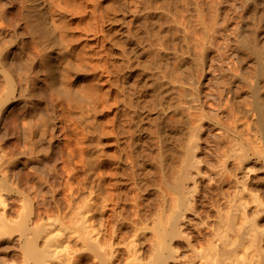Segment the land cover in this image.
Instances as JSON below:
<instances>
[{
    "label": "rangeland",
    "instance_id": "rangeland-1",
    "mask_svg": "<svg viewBox=\"0 0 264 264\" xmlns=\"http://www.w3.org/2000/svg\"><path fill=\"white\" fill-rule=\"evenodd\" d=\"M132 1L134 2L135 0H78L77 2H78L79 6L76 9L77 13L74 14L73 16H71L72 20L70 22L72 31H74L75 36L80 37L79 42H81V43L79 44V46H80L81 50H79V54H80V60L79 61H82L81 62L82 64L80 63L82 66L79 64V65H77V66H79V69H78V67H76V68H74L75 71H72V73L73 72L74 73L73 74L71 73L72 76H70L71 79L69 82V86L72 87V89L77 90V91L81 90V91L88 92L87 98L91 94V97H90L91 99L89 98L90 100L88 99V101H86L85 103H86V106L88 107V110H87L88 113L91 114V117L94 120H96V122L98 124V128H99L97 131L98 134L95 131V133H96V135H98V139H99L98 144H96V147L99 145V147H97V149L102 150L101 160L102 161L106 160L105 163L101 164L102 166H100V167L98 166L99 170L97 168L96 171L93 172L94 176H97L100 171H103L106 169L110 170V168H112V167L114 169V165H115L114 162H116L117 160H120V163H121L120 165L123 166L122 168L125 169V170H123V171H125V174H124V176H121V179L126 181V184H124V187H126V190L124 187H123L124 189L122 188L124 190L123 194L125 193L124 196L122 197V199H124V201H122L121 208L120 207L119 208L121 209V214L124 216H127L128 223L130 221H132V222L129 223L131 225L127 224L129 226L128 227L126 226V228H124V229H128V231H126L127 233L124 234V240L126 239L127 243H131V241L135 239V236H133V234H134L133 230H135V229H133V228H135V227L137 228L139 226L138 225V219H137L138 215H135V214H137L139 206H141V208H143V210L146 211L148 217L144 221L145 223L141 222L142 225L139 222L141 227L144 225L143 226L144 231L142 232L143 235L141 233V236H139V237L141 238L143 236L144 241H146V242H142L143 244H141L142 248H141V251L139 254H140V258L142 259V261H140L138 264H150L149 263L150 261L148 262V260H150L152 257H155L154 256L155 253L152 254V249L154 248V247L152 248V246L155 245L156 241L160 237L159 236L157 238V234L155 231H153L152 228L153 227L156 229L160 228L166 223V221H165L166 216L164 215V213L162 211V192H163L162 189L166 186L165 177L163 175V173H164L163 170H166L167 166L166 165L164 166L163 161L160 160V162H159V159H158L159 155L157 157V154H156V153H158L157 150H160V148H161V143H159L160 139L158 142V137L160 136V134L158 132L161 130L158 127V126H160L159 124H160V120H161L159 117L161 115L162 110L166 106L168 107V109L165 110L167 112L170 110L172 111V109H174L175 107H178V105H179V103L177 102L178 100L176 101V99L178 97H176L175 95L179 91V90L177 91V89L181 90L182 89L181 87H183V88H186V92L190 93L189 96L193 95V97L191 96L192 98L188 97L189 100L190 99L192 100L194 98L195 101L196 100L198 101L197 102L198 105L194 106L192 109L191 108L190 109L194 110L195 108L197 109V107H199L198 109H200V111L202 110L201 113L204 112V113H202V115L204 114V116H203V118H202V116H200L201 120L199 119V121H197V122H196V120H198V119H196V118H195L196 120L195 119L192 120L189 118H188L189 120H187V119L185 120L186 117L184 116L185 118L183 117L184 119H182L183 121H182L181 127L184 131H185V128L187 127L188 123L191 124L190 120L193 123L195 121L196 124L195 123L194 124L196 126L198 125L199 122L201 123V124L199 123V126L195 127V130L193 132H192V130L194 128V124L193 125L191 124V128L193 127L191 129V133H194L193 136L195 138V141H192L193 136L191 137L192 134L189 135L190 131L188 132L186 130L188 137L189 136L191 137V138L189 137L190 138L189 140L192 139L191 141H189V140L186 141L187 146L192 147L193 145L195 146V144H197L196 145L197 147L195 146L196 151H195L194 146H193L194 148L192 147L194 150L190 147H189V149L191 151H193V152L190 151L192 154H194V152H195V155H193V156H195L198 159V162L196 164L192 165L193 164L192 162L197 160V159H195L194 161H192L193 160L192 159L191 160L192 162L190 161V163H192V164L187 163V164L192 165V166L186 165V166H188L187 169L185 166V168H184V169H186V170H184L185 174L182 171V173L184 174V177L182 178V183L184 185L183 189L186 191V193L184 192L185 193L184 194L185 195L184 200H186L187 202L184 201L185 205H183L181 207V209H183V212H182V215L179 216L178 223L176 225V231L177 232L174 233L175 235H173V237L171 236V239L169 237V239L171 240V241L170 240L169 241L171 242V244L173 246L171 244L170 245L172 246V248L175 247L174 251L175 250L176 251L174 253L172 250H170L172 253L169 254L170 258L168 257L169 260H167V263L168 264H190L196 256L199 257V254L201 256L200 252H202L201 251L202 249H204V248H207V250H209L210 248L212 249L213 245L216 247H213L212 254H214V256L211 255V257H215V253L217 251H220V248H222L221 247L222 245H226V246L228 245V247L223 246L226 249H230V246H231V250H230L231 254L229 251V254L231 256H232V251L235 250L234 247H238L237 249H239V251H237V250L233 251V257H236V258H233V257L232 258L235 260L238 258L239 254L243 252L244 246H245V248L250 246L247 243H249L248 241H250L251 238H249V240H248V238H246L248 236L247 233H246L245 238H243V239L240 238V236L243 235L242 234L243 230H244V232H246V231L250 232V230H252V229L254 230L255 227H256L257 231L254 230L255 231L254 232L252 230L250 232L251 233L250 235L252 237V233L254 232L253 236L256 237V236H258V233H259V238L257 237L256 239H254L255 237L254 238L252 237V239L254 240V241L253 240L252 241L256 242L257 240H259L258 241L259 244H258V242L251 243V245H253L251 247L256 246L255 248H257L256 244H258V247L260 246V249H258V252L263 251V253H264V80H263L264 77L258 78L257 74L255 75V73L258 71L257 70L258 60L256 57H259L258 55L261 54L262 58H260L259 60L263 59V61H264V1L263 0H257V2H256L257 4H256L254 2L256 0H254V1L249 0V2L245 1V0H221V2L219 4L218 15L215 18V23L213 24L214 26H212L213 29L211 28L212 29L211 33H210L211 36H209L208 39L206 38L205 49L203 50L204 52L202 54L203 62L201 63L204 65V67H202V65H199L200 62H199L198 58H196L195 60H192L193 62L195 61L194 65L192 64V62L188 61V63L190 62V65H191L190 68H192L190 70L191 72L188 70L187 74L186 75L181 74L182 76L180 75V73H178L179 74L178 76H181V78L186 76V80L183 82L184 79L180 80L181 78H179L177 76L179 78V81H178V83L180 84L179 85L178 83H175V82H177L178 78L175 77L174 79L177 78L175 81L173 79V76L172 77L170 76V78H169L170 85L172 84L173 81H175L174 82L175 84L173 83L171 85V86H173V89H171V90L174 91V89H176L175 90L176 92L174 91L175 92L174 93L173 91L169 90V93H170L169 95L168 94L165 95V98L161 96L163 99L158 98V96L160 97V95H157L159 92L156 89V86H154L156 84V82L154 80V79H156V76L154 77V75L159 73V72H157V70L160 67L157 66L158 68H156L157 64L154 63V60L152 58L153 54H150L151 51L150 52L148 51V49L151 46H150V44H149V46H147V45H148V43H151V41H145V39L149 40V37L146 35L147 33H145V32H147L149 30V28L154 23L156 24V22L149 24V20L153 19L152 20V22H153L154 18L156 19V17L155 16L153 18L150 17V19L147 20L148 22H144V24H143V22L140 19L138 20L139 17L136 18V16H134V14L136 15V13H138L139 8L146 9L147 7L145 5H147L146 3H148V2H146L147 0H140V1L145 2V5H144V2L141 3L139 0L135 1L138 3V4L136 3V6H138V7H136L135 4L133 6ZM124 2H126V4H124ZM122 3L125 5V7L123 5L121 6ZM127 3H128V6H127ZM110 5L112 6L111 7L112 9L109 7ZM114 5H116V7L118 6L117 9L113 7ZM141 6H143V7L145 6L146 8H143ZM127 7H130V8L127 9ZM131 7H133V8L135 7L134 10H136V8H137L138 11L136 10L134 12V10ZM254 7H255V9H254ZM118 8H121V10H124V11L118 12L117 11ZM125 8H126V10H125ZM131 9L133 10V12ZM141 9H140V11H141ZM111 11L115 14V15L113 14L114 17L117 16V17H115V19H117L118 17L123 18L122 21L120 18L117 19L116 21L119 20L118 21L119 23L115 22L114 26H116V29H118V27H120L119 30L122 31L121 34L123 33V35L125 37V39H124L123 35H121V34L118 36L123 41L122 44L124 46V49L127 51V53L129 52L128 54H129L130 59H129L128 55L125 54L126 51L123 52L122 49H120L119 52H117L118 54L121 53V55L119 54L120 56L118 54H116L117 49L115 50V48H118V46L114 47L112 45L113 43L111 44L112 41H110V40H111V38H113V36L115 34L113 32H111V29H110V26L113 24L110 23V21H108L106 19V14H108ZM157 11H162V9H159ZM121 12H122V15H120ZM143 12H144V10H143ZM153 14H155V12ZM141 15H144V14H141ZM93 18H95V20H97L98 24H99L98 31L96 29L97 33H95L94 30L90 31V28L88 27V26H90L89 25L90 23H93L92 26H94V24L97 22V21L94 22V20H92ZM142 18L144 19L145 17H142ZM242 18H244V19L246 18L245 19V21L247 20L246 24H245L246 26L245 25L242 26V23H240V22H242ZM90 20L92 22H90ZM137 20H138L139 24L137 23L138 24L137 25L135 23L137 26L135 25V27H134V22H137ZM120 21L123 23V25H119L121 23ZM144 21H146V19H144ZM140 22H142L143 26L140 24ZM145 23L148 24L147 25L148 27L146 26ZM239 24L242 27H240ZM107 25H109V26H107ZM101 26L103 28L102 29L103 31L100 30ZM138 26H140V27H138ZM144 26H146V27H144ZM166 26L167 25L163 26L164 29L163 28H162L163 30L161 29L162 30L161 33L163 31L165 33V27ZM244 26H245V28H243ZM129 27L131 30H129ZM131 27L134 29L132 30ZM237 27H239V29H241V30L244 29V31L242 32L243 33L242 36L244 35V37H245L244 39L246 40L247 45L250 46V47L247 46L246 48L243 49L244 51L241 52V54H243L241 56H243V58H244L242 68L244 69L245 75L247 76V78H249V80L244 82L245 84L243 83L244 86L241 84L242 85L241 87H240V82H239V84L237 83L238 87L240 89L237 88V86L235 85L233 87V88H235V90H234L235 94H234V91H233V93L232 92L229 93L228 89H226L225 86L226 87L228 86L227 77H229V75H230L229 71L231 73L233 71L235 72V70H234L235 67L237 68V71H241V69L237 67L239 65V63H238V61H236L237 56L235 54H237V53L235 52L236 50H234V48L236 49L237 46L240 45L238 40L235 39L236 38L235 34H237V31L239 30V29H237ZM106 28H107V30H106ZM136 28L139 29L140 31L137 30ZM143 28L144 29L146 28V31L144 30L145 32H142ZM134 30L138 31L139 33L135 32ZM130 31H132V32H130ZM107 32L111 33L110 34L111 36ZM164 33H162L163 35L161 34V36L166 41L167 40V34H164ZM180 33L181 32H177V35L179 34V36H180L181 35ZM135 34L136 35L138 34L139 41L141 39L142 42L138 41V37L135 36ZM169 34H172V32ZM129 35L131 36V38ZM139 35H141V37ZM175 35H174V37L172 35L171 36L178 40L177 44H175V45H178L181 42L178 39L179 36L176 35V37H175ZM142 37H146V38H142ZM168 37H170V35ZM109 38H110V40H109ZM163 38L161 39V41H164ZM133 39L135 41L137 39V41L139 43L137 42V44H136L135 41H133ZM142 39L146 42V44H145V42H143ZM141 43H142V45H141ZM236 43H238V44H236ZM139 44L141 46H145V48H147V47L148 48L144 50V49H142L143 47H141ZM181 44H179V46ZM111 45L113 46L112 48H111ZM131 45H134V46L132 47ZM136 45L138 47L137 49L134 48ZM183 45L184 44H182V46ZM235 45H237V46H235ZM17 46H19V45H17ZM120 48H122V47H120ZM181 48H182L183 52H179V53L180 54L182 53V55L185 56V54H187V51L184 52V50L186 49L185 46H184L185 49L181 46L180 47L176 46V48H174V49L171 48L168 50H166V48L165 49L162 48L163 50H161V51H162V53H166V54L170 55L169 61L172 63L173 61H171V59L174 56H176V55H173V53L179 54L178 51H181ZM251 48L252 49L256 48L259 51L256 52L255 49L252 50ZM14 49H15L14 51L16 53L18 51L19 52L21 51V49H17V50H16V48H14ZM139 49L140 50L142 49V51L140 52ZM175 50H177V51H175ZM163 51H165V52H163ZM15 52L10 54V56L11 55L13 56V57L11 56L12 58H15V56L17 55ZM27 52H28V50H27ZM138 52H139V54H138V56H136L137 55L136 53H138ZM259 52H260V54H258ZM34 53L35 52H33L32 54H34ZM122 53H124V54H122ZM130 53H132L133 55L135 53V56H136V57L135 56L132 57V60H131L132 54L130 55ZM171 53H172V55H171ZM14 54H16V55H14ZM29 54H30V52H29ZM32 54L28 56L29 58L27 57L28 59H26V57H24V53H22V52L20 53V56L26 62V60H29L30 58L33 59ZM144 54H145V56H144ZM125 55H127V56H125ZM150 55H152V56H150ZM18 56L19 55H17V57ZM25 56H27V54H25ZM187 56H188V54H187ZM125 57H126L127 61L129 60L128 62L131 64V66L130 65L127 66V64L125 62L126 61ZM147 57H149V58H147ZM12 58H10L11 61H12ZM18 58L20 60H22L20 57H18ZM83 58L86 60V63H85V61H83ZM121 58H123V59H121ZM136 58H138V59H136ZM139 59H141V60L136 61ZM147 59H149V60H147ZM22 62H24V61L22 60ZM27 63H28L27 65L29 67H30L29 63L30 64L32 63V65H31L32 67H30L31 69L28 66H26L28 71L29 70L32 71V69H35V68H38L37 69L38 71H36V69H35L32 72L31 71L27 72L26 68L25 69H24V67L21 68V66L18 68L17 67L18 65L17 66L14 65V69L15 68L16 69L15 70L13 69V70L15 72L19 69H20L19 71H22V70L26 71V72L23 71L26 74V79H23L22 81L17 80L18 84L22 87H26L28 85L27 81L30 79V76L28 75V73L31 74L32 79L35 77L34 87L36 88V90L34 91L35 93L34 92L31 93L32 95H30V93H28L29 95L22 96V99L18 96L15 98V100L10 99L9 102L6 103V107L4 108V110L1 111L2 117H0L1 118L0 119V138H1L0 139V145L2 144V146H0V149H2L3 147H4V149L0 150V154L5 155V153H6L7 156L9 154L8 157L5 155L6 157L4 160H3L4 156H2V161L6 162V163H8L9 159H11V158L17 157L19 160L21 159L22 161L20 160V163L17 165L16 170H18V168L20 166L21 167L24 166L21 168V170L22 169L24 170V171L22 170L23 173L28 172L30 169L33 170L31 166H33L34 164H37V165L39 164L38 162H32L29 159V157L32 155V152H31V147H27V146L28 145L30 146L33 141H31L32 138L29 139L31 142L25 141L26 137L23 138L24 134L22 135V133H21V132H25V131L23 130V127L20 128V126H25L24 128H26V126L28 124L30 125L32 123V121H28L29 123H27V120H29L30 118L33 120L36 119V122H40L43 117H50V116H46V115L51 114V116H52L53 111H54V113H57V115L52 120H54V124H56V126H58V127H54V129L52 131V132H54L53 138L50 137V136H52L51 134L48 135V138L49 137L50 138H49V141L45 144L48 145V143H49L50 147H51L50 149L53 148V150L55 152V159H56V160L55 159L47 160L46 161L47 165L49 167H52V166L56 167L57 166L58 168H59V166H61L59 169L62 171L64 170V172H62V171L59 172L60 175L58 176V178L57 177L53 178L54 181H53V179L50 178V180L53 181V182L50 181L52 186L54 185V182L56 181L57 183H55V186H57V187L59 186V189L57 187L53 186V189L51 190L53 193L49 192V194L52 195L53 197L50 196L49 194H47V196H48L47 197L45 194L44 197H43V195H41L43 197V198H41V197H39L40 194L38 192H37V194H39V195L36 196V192L34 193L33 191L30 193L31 195L33 193V195L32 196L30 195V196L35 199L34 200V203H35L34 207L36 210H44L43 204L45 201L42 199L47 198L46 202H49L50 201L49 199H52L54 197H56L58 199L59 198L62 199V200H60L62 203V208L65 209V205H66L67 201H63V199L65 198V195H62V194H65L66 188H63V187H65L64 183L66 182V178L70 177L71 180L75 181L77 177H79L80 180L83 179L82 177H84V176H82L83 172H84L82 169L83 167H82L81 163L78 161L79 156L77 155L78 157L76 156V158H74L75 156L73 157V155H76L75 153H77L79 147L88 146L89 142L87 141V139H85L84 140L85 142H84L83 136H82V138H80V136L78 135V134H80L79 132H81L83 134V131L82 130L80 131V129L82 127L80 129L78 128V127H80L78 123L76 125L75 124L76 122H73L71 119H69L70 121L69 120L63 121L62 119H60V117H62V115L59 116L58 114L59 113L62 114L61 110H63V109L65 110V113L68 114L67 108L62 107L63 105L60 103V101H59L60 99H58V98L55 99L56 96L52 95L51 94L52 92L48 91V88L45 84V81L43 80V77L45 74L44 69L40 65L38 67L37 64H33V62L28 61ZM141 63H143V65L144 64L145 65L144 66L141 65ZM196 63L199 66H201V70L203 71V73L201 75L202 78L200 79L201 82L199 81V82L194 83V82H191L192 78L189 77L190 76L189 72L190 73L193 72L196 75L197 73H199L201 71L200 69H199L200 71L196 70V68L198 69V67H197L198 65ZM34 65H35V68L33 67ZM170 65H172V64H170ZM192 65H193L194 69H193ZM76 69H78V71ZM232 69H233V71H232ZM184 70L187 71V69H184ZM184 70H182L184 72V73L182 72L183 74H185V72H186ZM154 71L156 72V74H153ZM170 71L173 72V65L170 68V70H168V72L171 73V75H172V72H170ZM253 75H255V76L253 77ZM187 77L191 78V79H188ZM171 78L173 79V81L171 80ZM250 78H252V80ZM187 79H188V81H187ZM255 79L261 80V81L257 80L258 85L256 84L257 81ZM254 80H255V83H253ZM180 81H182V82H180ZM250 81H253V82H250ZM188 82H190V83H188ZM225 83H226V85H225ZM30 84L33 85V81ZM125 84H127L128 86ZM252 84H253L254 88L256 87V85H257L256 88H258V90L255 89L257 91L256 97H253L255 95L254 93L256 91L254 90ZM247 85H248V88H247ZM125 86H127V87H125ZM177 86H178V88H177ZM189 86H191V87H189ZM192 86L195 87V90ZM196 87H197V91H196ZM249 87H250V89H249ZM132 88H134L135 90L137 89V91H138L137 94L139 96L137 95V97L141 98V102H139V103H141V106L143 107L142 108L140 106V108H141V111H144V115H145V119L142 120L140 122V124L138 125L140 129L137 130L138 132L136 131L137 134L140 132V134H138V135L141 136L140 137L137 135L138 138H141V140L138 139V141H140V143L137 145H135V143H133V144L131 143V140H132L131 138L134 137V135L136 136L134 131L136 130L135 126H137L133 123L134 122L133 117L131 119L133 107L131 106V104H129V103H131V102H129V100H131L132 97H133L132 99H135L134 97L136 95V93H134ZM189 88H190V90H189ZM191 88L193 89L194 93L192 92ZM129 89L132 90L133 92H131V93H134V94L130 93L128 96V100H127V95L130 92ZM126 90L127 91L129 90L128 93L126 92ZM236 91H237V93H236ZM76 93H78V92H76ZM130 95H131V97H130ZM52 96H55V97H52ZM168 96L169 97L171 96L170 98H172V96L173 97L175 96L174 97L175 100H173V102H171L172 99H174V98L170 99ZM196 96L198 98H196ZM255 98H257L258 102L256 101ZM166 99H169V101ZM165 100L168 101L170 105L168 104V102L166 103ZM184 100H186L185 97H184ZM254 100L257 102V104H261L259 106L257 105V107H259L258 108L259 110L256 107V103L254 104ZM136 101L137 100L135 99V103H136ZM249 101H250V103H248ZM161 102L162 103L165 102V103L161 104ZM175 102H177L178 105L175 104ZM173 103L175 104V106H173ZM194 104H196V103L194 102ZM161 105L162 106L164 105V107H161ZM246 105H248V107ZM60 106L62 107V109ZM171 107H172V109H171ZM248 108L250 109V112L252 110L253 111H252V113H249L248 116H246L247 113H244V110L246 112V109H248ZM242 112H243V114H242ZM17 116L20 117L22 121L19 120L20 118L17 119ZM31 116H33V117H31ZM39 116L42 117L40 119V121H39V119H37V117H39ZM243 116H246L247 118L246 117L245 118L248 119V121ZM251 116H253V117L250 118ZM14 117H16L15 118L16 122H14ZM28 117H29V119H28ZM235 117H237V118H235ZM22 118H25V119H22ZM234 118L237 120H235ZM255 119L257 120V122ZM249 120H250V122H249ZM184 121H186L187 123ZM252 121L255 123H253ZM223 122H225V124ZM226 122L228 124H226ZM231 122H234V123H232L233 125L231 124ZM246 122H248V125L246 124ZM20 123H22V124H20ZM157 123H159V124H157ZM183 123H185V124H183ZM250 123L251 124L253 123V124L250 125ZM15 124H16V126L18 125V127H16V130L18 128H20L22 130L21 131L20 129H18L19 132L21 131L20 133L14 132V130H15L14 125ZM19 124H20V126H19ZM25 124H27V125H25ZM171 124L173 125L174 123H171ZM229 124H231L232 127L229 126ZM225 125L227 127H230V129L234 128V126H235L234 131L230 130V132H229V129L227 127H225ZM184 126H185V128H184ZM189 126H188V128H189ZM188 128H186V129H188ZM224 128H226L225 131H224ZM156 129H158L159 131ZM55 130H56V132H55ZM61 130H62V133H61ZM235 130L236 131L238 130V131L235 132ZM162 131H165V133L164 132L162 133V134H164V137L165 136H166V138L169 137V132H167L166 128L163 127ZM226 131H228L229 133ZM232 132L233 133L235 132V134H233ZM156 133L159 136L156 135ZM166 133H168V134L166 135ZM195 133H196V136H195ZM238 134H240V135H238ZM16 135H18V136H16ZM184 135H185L184 137L186 139H188V137H186V133ZM230 135L231 136L233 135V137H230ZM38 136L39 135H36L35 137L37 138ZM155 136H157V137H155ZM21 137H22V139H21ZM76 137H79L80 139L76 138ZM56 138H58V139H56ZM234 138L237 139L236 140L237 142H239V144L236 143L235 147H233V144H231V143H235L236 141L235 142L234 141L229 142L231 139L234 140ZM23 139H25V140H23ZM77 139L81 140V141H77ZM50 140L53 141V143ZM67 140H69V141H67ZM75 140L77 141L76 143H78V145H74ZM22 141L27 142V143H25L26 148L24 147V145H23L24 142H22ZM64 141H67V142H64ZM82 141H83V143H81ZM138 141H136V142H138ZM172 141H173V139H171V140L169 139V141H168L169 145L171 146V144L175 143L174 145L177 146L176 142L173 141L174 142L173 143ZM227 141L229 143L228 147L226 146ZM68 142L70 143V145L72 147L75 146L74 148L76 150L74 148L70 147L69 145H67V146H69V148L66 145H64V144H69ZM188 142L192 143V145L191 144L189 145ZM51 143H52V145H51ZM79 143H81V144L87 143V145H81ZM166 143H167V141H166ZM16 144H18V146ZM45 144H44V146H46ZM53 145H55V146L53 147ZM134 145H135V147H134ZM231 145H232V147H231ZM237 145L239 147L238 148L239 151H237ZM76 146H78V147H76ZM10 147H11V149L13 147V151H11ZM18 147H19V149H18ZM172 147H174V146H172ZM15 148L18 149L17 152H16ZM28 148H30V149L28 150ZM70 148H71V150H69ZM134 148H136L137 151L139 148V151H138L139 152L138 153L139 162H138V164L136 163L137 162L136 158L138 160V156H137L136 150ZM227 148H230V149L232 148V149L228 150ZM5 149L8 150V152L9 151H11V152L8 153ZM58 149H60V150H58ZM226 149H227V151H229L228 153L226 152ZM4 150H5V152L1 153V151H4ZM60 151L61 152L63 151V152L60 153ZM69 151H71V152L76 151L74 154H72L73 158L70 157L71 152H69ZM133 151H135V152H133ZM20 152H22V153L20 154ZM28 152H29V154L31 153V155H28ZM46 152L47 151H43L41 153L44 155V153H46ZM41 153H37V154L40 155ZM67 153H68V156L66 155ZM12 154L13 155L17 154V155L13 156ZM224 154H225V156H224ZM226 154H228V156ZM231 154H234V156ZM235 154H237L238 156H235ZM22 155H23V157H22ZM240 155L243 158H241ZM10 156H12V157H10ZM27 156H29V157H27ZM68 157H70L72 160L69 159ZM105 157L110 159L111 163L109 162V160L107 158L105 159ZM118 157H120V158H118ZM191 158H193V157L191 156ZM107 160H108V162H107ZM76 161H78V163H76ZM55 162H56V164H55ZM6 163L3 165L5 170L7 168V166H5V165H7ZM25 164H26V166H25ZM34 166H36V165H34ZM39 166H40V164H39ZM163 166L165 169L163 168ZM40 167H44V166L41 165ZM73 167H75L76 172H74L71 175H68V170L73 168ZM4 168H3V170H4ZM63 168H65V169H63ZM135 170L138 172V178L137 179L135 178V172H134ZM96 173H97V175H96ZM61 174L64 177L61 176ZM183 174H182V176H183ZM77 175H79V176H77ZM60 176H61V180L59 179ZM219 177H222V178L225 177V179H223L224 181L222 180V178H220V180H219ZM57 179L60 182L57 181ZM116 179L117 178L114 175H112V177L111 176L109 177V175L106 176V183L110 184L112 182V189L113 190L110 189L112 192H116V189H114V188H116V186L114 185L117 182ZM113 181H115V182H113ZM219 181L221 183L222 182L223 183L221 184ZM30 184H32L31 181H30ZM220 184L224 188L225 191L222 190L223 188L221 189ZM52 186L50 185V187H52ZM242 187H244L246 191L244 190V188L242 189ZM54 188H55V191H53ZM60 188H61V190H60ZM240 189H242L243 191H240ZM56 190H58V191L56 192ZM219 190L222 193L219 192ZM62 191H64V192H62ZM239 191L242 193L245 191V193H243L244 195L242 194L243 195L242 196ZM54 192L56 195L54 194ZM236 193H238V194H236ZM221 194H223V196L224 195L228 196V197H226V199L228 198L227 199L228 201L226 200V202H225V198L223 196H221ZM250 194L253 195L252 198H251ZM217 195H218L219 201L216 198ZM245 195H246V198H247V195L250 198L248 197L249 200H248V198L247 199L243 198L244 200L242 201V197H245ZM57 196H59V197H57ZM61 196H63V197H61ZM237 196H240V197H237ZM11 197L13 198L14 196L13 195L8 196V198H9L8 200L13 201L16 199L15 200L16 204L14 205V207L18 211H20L22 209V199H18V198L12 199ZM222 197L224 198V200H222L223 199ZM229 197H230V199L233 198L234 201H232L233 199L230 201ZM234 197H237L236 200H239L238 198H241V199L239 201H236ZM140 198L142 199V202L139 201ZM220 199L222 202H220ZM62 201L65 204H63ZM215 201H216V203H215ZM217 201H218V204H217ZM235 201H236V203H235L236 205H237V202H238V204L240 203L239 205H242L241 203L245 202V201L248 203V205L245 203L246 206L243 204V208H241V209H240V207H238L242 212L244 210L246 211V209H247V211H246L247 214H244V212L242 214H240L241 211L236 210L238 208L236 207V205L234 206L233 202H235ZM108 202L110 204L109 207L110 208L113 207L114 210H112V209L108 210L106 212L107 214L105 213V215H101V212H99L98 216H102V217L104 216V218H107L106 216L110 215V218H111V215L115 212V208H117V204H115V200H113V199H112V202L107 201V203ZM40 203H42V206ZM219 203L221 204V206L217 207L218 205H220ZM239 205H237V206H239ZM40 206L43 208H41ZM244 207H247V208L244 209ZM236 212L238 213V215L236 214ZM232 213L234 216L233 215L231 216ZM240 215H241L240 218L243 217L242 220L240 219L241 221L238 220ZM248 215H250L251 220H250V218H248V219L251 222L253 221L252 225L254 227H252V225H249V220H247L248 221L247 223H244V222H246V220H243V219H247ZM14 216L16 217V214H14ZM135 216H137V217H135ZM112 217L113 218L115 217L114 214L112 215ZM224 217H225V219H224ZM108 218H109V216H108ZM113 218H111V219H113ZM226 218L228 219V221L230 220V218H232L233 221L235 220L234 223H237V221H238V223H237L238 225H235V224L233 225V222L231 220H230L231 223H230V221H229V223L225 222ZM136 219H137V221H135ZM223 219H224V222H223ZM236 219H237V221H236ZM242 221H244V222H242ZM135 222L137 223V225H135L136 224ZM239 222H242V223H239ZM214 223H217V224H214ZM220 224H222V226ZM215 225L216 226L220 225L219 227L221 229L219 227H215ZM225 225H227V228L223 227ZM241 225L242 226L244 225L245 229L247 227L248 230L245 231L244 227L242 228ZM96 226H97V224H96ZM228 226L231 227V228L229 227L231 230L228 228ZM235 226L240 227V230L238 229L239 233L242 230V232L239 235H238V232H237V229ZM248 227H252V228H248ZM216 228H219V230L218 229L215 230ZM220 230L222 231V234H223L222 236L220 235L221 234ZM218 231H220L219 232L220 234L218 233L219 235L216 234V232H218ZM220 236H221V238H220ZM145 238L147 240H145ZM233 239H234V241H236V239H237V243L236 242H235L236 244L233 243V245L234 244L235 245L232 248L233 245L229 246V243L231 244V241H233ZM239 239H241V241ZM225 242H227V244ZM222 243H224V244H222ZM242 243H243V247H242ZM246 244H247V246H246ZM217 246H218V248H217ZM156 248L157 247H155L153 249V251H155ZM194 249L197 252H195ZM197 249H199V250H197ZM167 251H166V253H167ZM170 251H168V252H170ZM194 252L197 253L196 256H195ZM203 252H205V251H203ZM208 252L209 251H207V253ZM238 252H240V253H238ZM173 253H174V255H173ZM207 253L205 252V256ZM217 253H219V252H217ZM192 255L195 257L192 258L193 257ZM223 255H222V253L216 254V256H217L216 259H218V260H216L214 258L213 259L216 261H219V258H220V260H222V258H224V256H225V255L224 256ZM202 256H204V253ZM207 256L210 257V254L208 253ZM231 256H229V257H231ZM187 257H188V259H187ZM198 257L193 260V264L195 262L198 264H200V263L203 264L204 261L208 263L210 261V258H211V257L210 258L208 257L209 258L208 259L207 257H205V259L207 258L209 260V261L208 260L206 261L205 259L203 260V257H202V261H199V259L201 260V258L200 257L198 258ZM227 257H225L226 259L224 258V260H226L225 262H227L226 264H229V263L231 264V262L233 260L231 261V259H229V257L228 258ZM184 258H185V260H184ZM228 259H229V261H228ZM214 260H211V261L214 262ZM211 261L209 263H211ZM216 261H215V264H217ZM223 261H221V262L224 263ZM236 261H234V262H236ZM262 264H264V261L262 262Z\"/></svg>",
    "mask_w": 264,
    "mask_h": 264
},
{
    "label": "bare ground",
    "instance_id": "bare-ground-1",
    "mask_svg": "<svg viewBox=\"0 0 264 264\" xmlns=\"http://www.w3.org/2000/svg\"><path fill=\"white\" fill-rule=\"evenodd\" d=\"M77 1L78 0H0V117H2L1 111L4 110V108L6 107V103L9 102L10 99L15 100V98L17 96L22 99V96L29 95L28 93H30V95H32L31 93H33L36 90V88L34 87L35 77L32 79L30 73H28V75L30 76V79L33 81V85L30 84V83H32V81L28 77L27 78L29 80L27 79L28 85L26 87L20 86L17 82V80L22 81L23 79H26L25 72L31 71V70L28 71L26 68V66H28L27 62L30 61V62H33V64H37L38 67L40 65L44 69L45 74H44L43 80L45 81V84L48 88V91L52 92L51 94L56 96L55 99H57V98L60 99L59 101L63 105V106L61 105L62 107L67 108L68 114L65 113L64 109L61 110L62 114L61 113L58 114L59 116L62 115V117H60V119H62L63 121H67V120L71 119L73 122H76L75 123L76 125L78 123L80 126L78 128L80 129L82 127L80 129V131L81 130L83 131V134L81 132H79L80 134H78V135L80 136V138H82V136H83V138H84L83 141L85 139H87V141L89 142L88 146H81V145H87L88 142L85 144H81V143H83V141L81 143H79V144H81L80 145L81 147H79L77 153H75L76 151H74V152L72 151L73 153L71 151H69V152H71L70 157H72V154H74V153L76 154V155H73V157L75 156L74 158H76L77 155L79 156V157L78 156L77 157H78V161L81 163V165L83 167L82 169L84 172H83L82 176H84V177H82L83 178V179H81L82 181L79 179V177H77V178L75 177L76 178L75 181L71 180L70 177L66 178V182H65L66 184L64 183L65 187H63V188H66V190H65V194H62V195H65V198H66V199L64 198L63 201H67V203L65 205V209L62 208V203L60 201L62 199H60V198L58 199V198L54 197L52 199L48 198L50 200L49 202H46L47 198L42 199L45 201V202L43 201L44 202V204H43L44 208L41 207L42 203H40L41 204L40 207L43 208L44 210H36L34 207L35 206L34 205L35 199L33 197H31L33 195V193H32V195L30 193L32 191L34 193L36 192V196L40 194L39 197H41V198H43L45 194L47 196V194H49V192L50 193L52 192L51 190L53 189V186H55V183H57L55 181L54 185L52 186L51 182L54 181L53 178H56V177L58 178V176L60 175L59 172L62 171L59 169L61 166H59V168L56 165H55L56 167H53V166L49 167L46 163L47 160L55 159V152H54L53 148L50 149L51 148L50 144L48 143V145H46L45 143H47L49 141L50 137L53 138L54 132H52V131H53L54 127H58V126H56V124H54V120H52L57 115V113H54V111H53L52 116H51V114L46 115V116H50V117H43V118L40 116L37 117V119H39V121L42 118V120L40 122H36V119L33 120L31 118L29 119V117H28L29 120H27V123H29L28 121H32V123L30 125L25 124V125H27L26 126L27 129L24 128L25 126H20V124H22L23 122L19 124L20 128L23 127V130L25 131V132H21L22 130L20 128H18L21 130L20 132L22 133V135L24 134L23 138L26 137V140L25 139H23V140L29 141V142L33 141L30 146L29 145L27 146V147H31L32 155H31V153L29 154L30 151L28 152V155H31L32 157L31 156L30 157L27 156V157H29L30 161L38 162L40 164V166L43 165L44 167H40L39 164L38 165L34 164L36 166H34L32 164L34 166V167L31 166L33 170L30 169L28 172L23 173L22 172L23 169L21 170V168L24 166H22V167L20 166L18 168V170H16V167L20 163L21 159L19 160L17 157L11 158V159H9L8 163H6V162L2 161V156H4V158H3V160H4L5 157L7 156V154L5 153L6 156L4 154L3 155L0 154V264H138L140 261H142L139 253H140L141 248H142V245H141V244H143L142 242H146V241H144L143 236L141 238L139 236H141V233L144 231V227H143L144 225L142 227H141V225H142V223H145L144 221L148 217L147 213L145 210H143V208H141V206H139L137 214H135V215H138L137 219H138V225L139 226L137 228L136 227L133 228L135 230H133L134 234L132 233L133 236H135V239L132 240L131 243H127L126 242L127 240L126 239L124 240V234L127 233L126 231H128V229H124V228H126V226L128 227L129 225H131L129 223L132 221L129 220L130 222L128 223L127 216L122 215L121 209H120L122 201H124V199H122V197L125 194V193L123 194V191H124L123 189L125 188V190H126V187H124V184H126V181L121 179V176H124V174H125V171H123L125 169L122 168L123 166L120 165L121 164L120 160H117L116 162H114L115 163L114 169L112 167V168H110V170L106 169V170L100 171L98 173V175L96 173L97 176H94L93 172L96 171L98 166L99 167L102 166L101 164L105 163L106 160L105 161L103 160L104 162L101 160L102 150L97 149V147H99V145L96 147V144H98V140H99L98 135H96V133H95V131L97 132L99 129L98 124H97L96 120H94L91 117V114L88 113V111H87L88 107L86 106V103H85L91 97V94L89 93L90 95L87 98L88 92L81 91V90L77 91V90L72 89V87L69 86V82L71 79L70 76H72L71 75L72 71H75L74 68H76V67H78V69H79V66H77V65H79L82 62V61H79L80 60L79 50H81V48L79 46V44L81 43V42H79L80 37L75 36V33H74V31H72L71 24H70V22L72 20L71 16H73L74 14L77 13L76 9L79 6ZM135 1H138V0H135ZM135 1L134 2L132 1L133 6H134V4L136 6L137 2H135ZM245 1L249 2V0H245ZM140 2L142 3L144 1H140ZM146 2H148V3H146L148 6L145 5V2H144V5L147 8L145 6L144 7L141 6V7L146 8L147 10L139 8V11H138L136 8L138 13H136V15L134 14V16H136V18L139 17L138 20L140 19L143 22V24H144V22H148L147 20L150 19V17H152V18L154 16L156 17V19L154 18L153 22H152L153 19L149 20V24L154 23V22H156V24L154 23L155 25L154 24L152 26L150 25L151 27L149 28V30L147 32H145L146 28L145 29L143 28L142 32L147 33L146 35L149 37V40L145 39V41H151V43H148L147 46H149V44L151 46L149 48L150 50L148 49V51L149 52L151 51L150 54H153L152 58L154 60V63L157 64L156 68H158V67L161 68V69L159 68L160 70L158 69L159 71L157 70V72H159V73L156 74V72L154 71L153 74H156V75H154V77L156 76V79H154L156 84L154 86H156V89L159 92L158 94L157 93L156 94L160 95V97L158 96L159 99H163L162 97L165 98V95L170 94L169 90L173 89V86H171V85L176 81V79L178 77L181 78L182 75H186L188 70L190 71L192 69V68H190L191 67L190 62H192L193 65L195 62V61L193 62L192 60H195L196 58H198L199 62H200L199 65H202V67H204V65L201 63L203 62L202 54L204 52L203 50L205 49L206 38L208 39V37L211 36L210 33H211V30L213 29L212 26H214L213 24L215 23V18L218 15L219 4H220L221 0L220 1L219 0H147ZM254 2L256 3L257 0ZM124 4H126V2H124ZM124 4L122 3L121 6L123 5L125 7ZM127 6H128V3H127ZM109 7L111 8L112 6L110 5ZM113 7L117 9L118 6L116 7V5H114ZM136 7H138V6H136ZM128 8H130V7H127V9ZM131 8L133 10L135 9V7L134 8L131 7ZM140 9H141V11H140ZM159 9H162V11H157ZM254 9H255V7H254ZM125 10H126V8H125ZM133 10H132V12H133ZM136 10H134V12ZM143 10H144V12H143ZM117 11L119 12V11H124V10H121V8H118ZM154 12H155V14H153ZM113 14L114 13L112 11L109 12L108 14H106V19L108 21H110V23L113 24V25L110 24L111 25L110 29H111V32H113L116 36L114 35L113 38L110 37L111 40H110V38H109V40L112 41L111 44L113 43L112 45L114 47L118 46V48H115V50L117 49L116 54H118L117 52H119L120 49H122L123 52L126 50L124 49V46L122 44L123 43L122 39L120 37H118L122 31L119 30L120 27H118V29H116V26H114V24H115V22L119 21V20L116 21L117 19L120 18L122 21L123 18L118 17L117 19H115V17H117V16L114 17L115 14L114 15ZM141 14H144V15H141ZM120 15H122V12ZM142 17H145L144 19H146V21H144V19ZM245 19L242 18V22H240V23H242V26L246 24L247 20L245 21ZM92 20H94V22L97 21V20H95V18H93ZM138 20H137V22H134V27L137 23L139 24ZM90 22H92V21L90 20ZM142 22H140V24L143 26ZM145 24H146V26L148 25L147 23H145ZM89 25L91 26V27L88 26L90 28V31L94 30L95 33H97L96 29L98 31V28H99L98 21L94 24V26H92L93 23H90ZM119 25H123V23L121 22ZM164 25H167L165 27V33H164V31L162 32L164 34H167V40L166 41L161 36V34H162L161 31L164 29V27H163ZM107 26H109V25H107ZM140 26H138V27H140ZM146 26H144V27H146ZM239 26H240V24H239ZM242 26H240V27H242ZM245 26L243 28H245ZM102 29L103 28L101 26L100 30H102ZM133 29L134 28H132V30ZM237 29H239V27H237ZM106 30H107V28H106ZM129 30H131L130 27H129ZM137 30H139V29H137ZM243 31H244V29L243 30L239 29L237 31V34H235L236 35L235 39L238 40L240 45H238V46L235 45V46H237V48L236 49L234 48V50H236L235 52L237 54H235V53L234 54L237 56V57L235 56L237 58V59L236 58L235 59L239 63V65L238 66L236 65V66L238 68H240L241 71H237L236 67L234 69L235 72L233 71V69H232V71H233L232 73L229 71L230 75H229V77H227L228 86L227 87L225 86V88L228 89L229 93H231V92L233 93V91L235 90V88H233V87L235 85L237 86V88H239L238 87L239 82H240V87H241L244 82L249 80V78H247V76L245 75L244 69L242 68L244 58H243V56H241V55H243V54H241V52L244 51L243 50L244 48L249 46V45H247L246 40L244 39L245 38L244 35L242 36ZM130 32H132V31H130ZM135 32H138V31H135ZM171 32H172V34H169ZM177 32H181L180 33L181 35L180 36H179V34L177 35ZM108 34L110 35L111 33H108ZM168 34L170 35V37H168L169 36ZM175 34L177 36H179L178 39L180 40V42L182 44H184L182 46V44L179 43V44H181L180 46L183 48H184V46L186 47V49L184 48L185 50L184 49L183 50H184V52L187 51L188 56L185 53H184L185 56L182 55V53L181 54L179 53V52H183L182 48H181V51H178L179 54H175L172 52L173 55H176V56L173 57L174 59L171 57L173 59V60L171 59V61H173L171 63L169 61L170 55L166 54V53H162L161 50H163L162 48H164V49L166 48V50H168L171 48L174 49V48H176V46L180 47L179 44L175 45L178 42L177 39L173 38ZM121 35H123V33ZM176 35H175V37H176ZM135 36L138 37V34L137 35L135 34ZM139 36L141 37V35H139ZM123 37H124V35H123ZM130 38H131V36H130ZM142 38H146V37H142ZM162 38L164 39V41H161ZM124 39H125V37H124ZM134 39H133V41H135ZM138 41H139V37H138ZM138 41L136 39L135 43L137 44ZM145 41L143 40V42H145ZM139 42H142L141 39ZM145 44H146V42H145ZM236 44H238V43H236ZM17 45H19V46H17ZM112 45H111V48L113 47ZM141 45H142V43H141ZM131 46L133 47L134 45H131ZM120 47H122V48H120ZM141 47H143L142 49H144V50L148 48V47L145 48V46H141ZM14 48H16V50L21 49V51L20 52L18 51L16 53L14 51L15 50ZM134 48L137 49L138 48L137 45ZM142 49L141 50L139 49L140 52L142 51ZM254 49L256 50V52L259 51L256 48H253L252 50H254ZM27 50H28V52H27ZM175 51H177V50H175ZM13 52H15L17 55H19L18 57H20L21 59H22V57L20 56L21 52L24 53V57H26V59H28L29 58L28 56L31 55L33 52H35V53L32 54L33 59L30 58L29 60H26V62L24 59H22L24 61V62H22V60H20L16 54H14V55H16L15 58H12L13 57L12 55H11L12 57L10 56V54H12ZM29 52H30V54H29ZM163 52H165V51H163ZM128 53L126 51L125 54H127L129 57ZM172 53H171V55H172ZM25 54H27V56H25ZM119 54L121 55V53H119ZM122 54H124V53H122ZM131 54L132 53H130V55ZM136 54H137L136 56H138L139 52ZM258 54H260V52ZM127 55H125V56H127ZM134 56H135V53H134V55L132 54L131 60H132V57H134ZM144 56H145V54H144ZM150 56H152V55H150ZM258 56L259 57L255 56L258 60V67L256 66L258 71L256 70L257 72L255 73V75L257 74L258 78H261V77H264V61H263V59L259 60L260 58H262L261 54ZM10 58H12V61L10 60ZM138 58H136V59H138ZM147 58H149V57H147ZM121 59H123V58H121ZM129 59H130V57H129ZM125 60H126L125 62L127 64V66L128 65L131 66V64L128 62L129 60L127 61L126 57H125ZM140 60L141 59L136 60V61H140ZM147 60H149V59H147ZM83 61H85V63H86V60L84 58H83ZM188 61H190V62L188 63ZM170 64L173 65V72L170 71V72H172V75H171V73L168 72V70H170V68L172 67V65H170ZM14 65L15 66L18 65L17 66L18 68L20 66H21V68L24 67V69L26 68V71L25 70L19 71L20 70L19 69V70H17L18 72L17 71L15 72L14 70L16 68L14 69ZM29 65H30V67H32L31 66L32 63L31 64L29 63ZM141 65H143V63H141ZM193 65H192V67H193ZM199 65L197 66L198 69L196 68V70H199V69L201 70V66H199ZM33 67L35 68V65ZM35 69H36V71H38L37 70L38 68H35ZM35 69H32V71ZM78 69H76V70L78 71ZM184 69H187V71ZM193 69H194V67H193ZM182 70L186 71L185 74H183L184 72ZM23 71H25V72H23ZM190 72H189L190 76L189 75L188 76L192 78L193 81L191 80V82H194V83L199 82L200 79L202 78L201 75H202L203 71L201 70L196 75L193 72L192 73H190ZM178 73H180V75L181 74L182 75L178 76L179 75ZM255 75H253V77ZM170 76L171 77L173 76V79L178 76L176 79H174L175 81H173V79L171 78V80L173 81L171 85H170V80H169ZM179 78L177 79V82H175V83H178ZM191 78H188V79H191ZM182 79H184L183 80V82H184L186 80V76H184L180 80H182ZM188 79H187V81H188ZM250 79L252 80V78H250ZM255 80L257 81L258 79H255ZM255 80H254V82L253 81H250V82L255 83ZM258 81H261V80H258ZM258 81L256 83L257 85H258ZM180 82H182V81H180ZM188 83H190V82H188ZM125 85H127V84H125ZM225 85H226V83H225ZM257 85H256V87H257ZM127 86H125V87H127ZM252 86H253V84H252ZM189 87H191V86H189ZM256 87L254 88V86H253L254 90L255 89L258 90V88H256ZM134 88H132V90L134 91V93H136L134 98L137 101L135 103V99H132L133 98L132 97L131 100H129V102H131V103H129L128 101L127 102L129 104H131V106L133 107L131 119L133 117V121H134L133 123L135 125H137V126H135L136 130L135 131L133 130L134 133L136 134V136L135 135H134V137H132L133 135L131 136L132 137L131 143L132 144L135 143V145H137L140 143V141H138V139L141 140V138H138V136H140V135H138V134H140V132L137 134L136 131L140 129L138 125L140 124V122L142 120L145 119V115H144V111H141V108H140L141 103H139V102H141V98L137 97L138 91H137V89L135 90ZM177 88H178V86H177ZM181 88L183 90L177 89V91L178 90L179 91L175 95L176 97H178L176 99V101L178 100L177 102L179 103V105L177 104V102H175V104H177L178 107L174 108L173 106H175V104L173 103L172 107L175 110L172 109V107H171L172 111L170 110L167 112V111H165L168 109V107L166 106L167 108L165 107L161 112L162 116L160 115V117H159L161 119L160 124L157 123L160 125V126L157 125L159 127V129H161L160 131L158 129H156L159 131L158 133L160 134V136H159L156 133V135L159 136L158 142L160 139L159 143H161V148H160V150H157L158 153H156V152L155 153L157 154V157L159 155V158H158L159 162L161 160V161H163L164 166L165 165L167 166L166 170H163L164 171L163 175L165 177L166 186L162 189L163 190V192H162V211H163L164 215L166 216V218H165L166 223L160 228H157V229L154 227L152 228L153 231L156 232L157 238L159 236L160 237L156 241L155 245L152 246V248L153 247L154 248L157 247V248L155 250L156 252L153 251L154 248L152 249V254L155 253V255H154L155 257H152L150 260H148V262L150 261L149 262L150 264H166L167 260H169V258H170L169 254L172 253L170 250H172L174 253L176 251V250L174 251L175 247L172 248L173 245L171 244L170 239H171V236L173 237V235H175L174 233L177 232L176 231V225L178 223L179 216H181L182 212H183V209H181V207L183 205H185L184 204L185 202H187L186 200H184L185 199L184 194L186 193V191L183 189L184 185L182 183V178L184 177V174H185L184 170H186L188 168V166H186V165H189L192 163H193L192 165H194L198 162V159L195 156H193V155H195V152H194V154H192L191 152H193V151H191L189 149V147L192 148L194 145L191 147V146H187V144H186V141H188L194 135V133H191V129L193 128V127L191 128V124L193 125L195 123V121L193 123L190 120L191 124L188 123V125L186 127V128H188V126L190 125L189 126L190 129L188 128L189 129L188 130L184 126L185 131L182 129L181 124L183 121L182 119H184L185 117H186L185 120L186 119L187 120H189V119L193 120L196 118V119H198V120L195 119L196 122L199 121L200 116H202V118H203L204 114L202 115V113H204V112L201 113L202 110L200 111V109H198L199 107H197L198 110L196 108L194 110H191L194 106L198 105L197 104L198 101L197 100L195 101L194 98H193L194 100L193 99L189 100L188 97H191V96L193 97V95L189 96L190 93L186 92V88H183V87H181ZM193 88L195 90V87H193ZM247 88H248V85H247ZM249 89H250V87H249ZM132 90H130L129 93L126 90V92L128 93L127 100H128L129 94L131 92H133ZM175 90L176 89H174V91ZM189 90H190V88H189ZM171 91H173V90H171ZM196 91H197V87H196ZM76 92H78V93H76ZM192 92H193V89H192ZM134 93H131V94H134ZM236 93H237V91H236ZM256 93H257V91L254 93L255 95L253 94L254 95L253 97H256V95H257ZM234 94H235V91H234ZM55 96H52V97H55ZM130 97H131V95H130ZM174 97L172 96V98H174ZM184 97L186 98V100H184ZM172 98H170V99H172ZM196 98H198V97L196 96ZM255 99L257 101V98H255ZM166 100L169 101V99H166ZM173 100H175V98L172 99V101L171 100L170 101L173 102ZM168 101H166V103ZM193 101L196 104H194ZM256 101L254 100V104L256 103V107H257V105L258 106L261 105V104H257L258 101L257 102ZM164 103L161 102V104H164ZM248 103H250V101ZM168 104H169V102H168ZM246 106L248 107V105H246ZM62 107H61V109H62ZM161 107H164V105L163 106L161 105ZM258 108L259 107H257V109ZM252 111L250 112V109L248 108V109H246V112L244 110V113H247L246 116H248L249 113H252ZM242 114H243V112H242ZM246 116H243V117L245 118ZM31 117H33V116H31ZM252 117L253 116H251L250 118H252ZM15 118L16 117H14V122H16ZM19 118L20 117L17 116V119H19ZM235 118H237V117H235ZM22 119H25V118H22ZM19 120L22 121L21 118ZM235 120H237V119H235ZM246 120L248 121V119H246ZM250 120H249V122H250ZM184 122H186V121H184ZM256 122H257V120H256ZM171 123H174V124L172 125ZM199 123L197 126H199ZM223 123L225 124V122H223ZM232 123H234V122H231V124ZM253 123H255V122H253ZM183 124H185V123H183ZM195 124H194V128H193L192 132L195 130V127H197ZM226 124H228V123L226 122ZM231 124H229V126L232 127L233 124L232 125ZM246 124L248 125V122H246ZM252 124L250 123V125H252ZM14 126H15V130H16V127H18V125L16 126V124H15ZM163 127L166 128L167 132H169V137H167V138H166V136L164 137V134H162L163 132L165 133V131H162ZM225 127H227V126L225 125ZM227 128L229 129V132H230V130L234 131L235 126L232 129H230V127H227ZM15 130H14V132L20 133L19 130L18 131L17 130L15 131ZM186 130L188 132L190 131L189 135L192 134L191 137L189 136L190 138L188 137ZM225 130H226V128H224V131ZM237 131L235 130V132H237ZM55 132H56V130H55ZM226 132H228V131H226ZM235 132L234 133L232 132V133L235 134ZM61 133H62V130H61ZM185 133H186V137H188V139H186L184 137ZM50 134L52 136H50L48 138V135H50ZM97 134H98V132H97ZM167 134L168 133H166V135ZM36 135H39V136L36 138L35 137ZM238 135H240V134H238ZM16 136H18V135H16ZM195 136H196V133H195ZM155 137H157V136H155ZM230 137H233V135L232 136L230 135ZM76 138H79V137H76ZM168 138L170 140L173 139V141L176 142L177 146L174 145L175 143L173 141L172 142L174 144H171V146H170L169 142H168L169 141ZM21 139H22V137H21ZM29 139H31V141ZM56 139H58V138H56ZM191 140H189V141H191ZM236 140L237 139L234 138V140L231 139L229 142H231V141L235 142ZM67 141H69V140H67ZM67 141H64V142H67ZM77 141H81V140L77 139ZM77 141L75 140L74 145H78V143H76ZM136 141H138V142H136ZM166 141H167V143H166ZM192 141H195L194 136H193ZM22 142H24V141H22ZM51 142L53 143V141H51ZM25 143H27V142H24L23 145L26 148ZM52 143H51V145H52ZM226 143H227L226 146L228 147L229 146L228 141ZM236 143L239 144V142H237V141L235 143H231V144H233V147H235ZM44 144L46 146H44ZM188 144L192 145V143H189V142H188ZM16 145L18 146V144H16ZM64 145H66V146L69 145L70 147H72L70 145V143L64 144ZM135 145H134V147H135ZM196 145L197 144H195V146ZM0 146H2V144ZM54 146L55 145H53V147ZM69 146H67V147L69 148ZM172 146H174V147H172ZM74 147H72V148H74ZM76 147H78V146H76ZM196 147H195V151H196ZM231 147H232V145H231ZM238 148L239 147L237 145V151H239ZM2 149H4V147ZM2 149H0V150H2ZM10 149H11V147H10ZM18 149H19V147H18ZM18 149H16V152ZM29 149L30 148H28V150ZM134 149L136 150V154L138 156L139 148H138V151L136 148H134ZM227 149L229 150L230 148H227ZM227 149H226V152L228 153L229 151H227ZM5 150L1 151V153H4ZM58 150H60V149H58ZM69 150H71V148ZM6 151L8 152V150H6ZM11 151H13V147H12ZM11 151H9V152H11ZM43 151H47V152L44 153V155H43L41 153ZM22 152H20V154ZM62 152L60 151V153H62ZM133 152H135V151H133ZM37 153H41V154L38 155ZM14 155L16 156L17 154H14ZM66 155L68 156V153ZM226 155L228 156V154H226ZM231 155L234 156V154H231ZM8 156H9V154H8ZM191 156L193 158H191ZM224 156H225V154H224ZM235 156H238V155L235 154ZM10 157H12V156H10ZM22 157H23V155H22ZM70 157H68V158L71 159ZM240 157L243 158L241 155H240ZM106 158L107 157H105V159ZM118 158H120V157H118ZM195 159H197V160L194 161ZM108 160L111 163V160L110 159H108ZM108 160H107V162H108ZM191 160L194 162H192ZM78 161H76V163H78ZM136 161H137L136 163L138 164L139 156H138V160L136 158ZM190 161L192 163H190ZM5 163L7 164V165H5V166H7L6 170L3 167V165ZM187 163H189V164H187ZM55 164H56V162H55ZM192 165H189V166H192ZM25 166H26V164H25ZM164 166H163V168H164ZM185 166H186V169H184ZM3 168L5 171L3 170ZM63 169H65V168H63ZM98 170H99V168H98ZM182 171L184 172V174L182 173ZM62 172H64V170ZM74 172H76L75 167L68 170V175H71ZM134 172H135V178L137 179L138 178V172L136 170ZM182 174H183V176H182ZM107 175H109V177L110 176L112 177V175H114L117 178L116 179L117 182H116V184H114L116 186V188H114V189H116V192H112L110 190V189H112V182L110 184L106 183V176ZM61 176H63V175L61 174ZM61 176L59 178L60 180H61ZM77 176H79V175H77ZM50 178L53 179V181L50 180ZM220 178H222V177H219V180H220ZM223 179H225V177H223L222 180ZM30 181L32 182V184H30ZM57 181H59V180L57 179ZM113 182H115V181H113ZM221 184H220V186H221ZM50 185L52 187H50ZM55 187H57V186H55ZM57 188L59 189V186ZM222 188L223 187L221 186V189ZM243 188L244 187H242V189ZM242 189H240V191H243ZM60 190H61V188H60ZM222 190H224V188ZM244 190H245V188H244ZM53 191H55V188ZM57 191L58 190H56V192ZM245 191L243 193H245ZM37 192L39 194H37ZM62 192H64V191H62ZM219 192H221V191L219 190ZM238 193H236V194H238ZM243 193L240 192L241 195ZM54 194H55V192H54ZM11 195L14 196L13 198L22 199V209L20 211H18L14 207V205L16 204V201H15L16 199L13 201L8 200L9 199L8 196H11ZM41 195H43V197ZM50 196H52V195H50ZM221 196H223V194H221ZM240 196H237V197H240ZM250 196L252 198L253 195L250 194ZM57 197H59V196H57ZM61 197H63V196H61ZM223 197L225 198V202H226V200L228 199V198L226 199V197H228V196L224 195ZM237 197H234L235 200L237 199ZM248 197L249 196L247 195V198ZM141 198L139 200L140 202H142ZM216 198L218 200V195ZM224 198L222 200H224ZM243 198H246V195H245V197H242V201L244 200ZM249 198H248V200H249ZM112 199L115 200V204H117V208H115V212L113 213L115 217L114 218L112 217L113 214L111 215V218H113V219L110 218V215H108L109 218H108V216H106L107 218H104V216L103 217L98 216L99 212H101V215H105V213L108 210H111V209L114 210L113 207L112 208L109 207V205H110L109 202L107 203V201L112 202ZM221 199H220V202H222ZM232 199H230V197H229L230 201ZM238 199L240 200L241 198H238ZM239 200H236V201H239ZM218 201H217V204H218ZM232 201H234V199ZM236 201L233 202L234 206L236 205L235 204ZM215 203H216V201H215ZM245 203L248 205V203L246 201L242 202L241 203L242 205H239L240 203L238 204V202H237V205H239V206L236 205V207L237 208L240 207V209H241V208H243V204L245 205ZM63 204H65V203L63 202ZM219 206H221V204L218 205L217 207H219ZM247 207H244V209ZM240 209L238 208L236 210L241 211ZM246 211H247V209H246ZM246 211L245 210L243 211L244 214H247ZM243 212L241 211V213L240 212L239 213L242 214ZM14 214H16V217L14 216ZM236 214L238 215L237 212H236ZM232 215H233V213L231 214V216ZM135 217H137V216H135ZM225 217H224V219H225ZM240 217H241V215L239 216V219H238L239 221H241L243 218V217L242 218H240ZM248 218H250V215H248L247 219H243V220H246V222H244V221H242V222L247 223L248 222L247 220H249ZM137 219L135 221H137ZM224 219H223V222H224ZM230 220L233 222V225L234 224L238 225L237 219H236L237 223H234L235 220L233 221L232 218H230ZM250 220H251V218H250ZM250 220H249V225H252L253 221L251 222ZM229 221L226 218L225 222L229 223ZM231 221H230V223H231ZM139 222L140 223L142 222L141 225L139 224ZM242 222H239V223H242ZM96 224H97V226H96ZM127 224H129V225H127ZM214 224H217V223H214ZM135 225H137V223ZM220 225L222 226V224H220ZM219 226L215 225V227H219ZM239 226H235L237 229V232H238V229L240 230ZM223 227L227 228V225H225ZM229 227L230 226H228V228ZM243 227L245 229L244 225L242 226V228ZM252 227H254V226L252 225ZM252 227H248V228H252ZM219 228H216L215 230H217V229L219 230ZM246 230H248L247 227H246L245 231ZM252 230H250V232ZM254 230L257 231L256 227ZM220 231L216 232V234H218ZM241 232H242V230L240 231V233ZM250 232H247V231L244 232V230H243V233H242L243 235L240 236V238L243 239L246 237V233H247V235L249 237L247 236L246 238H248V240H249V238H251V240L248 241L249 243H247L250 246H248L247 248H245V246H244L243 252L242 253L238 252L241 255L239 254L237 259H235V260L233 259V258H236V257H233V251H235V250L239 251V249H237L238 247H234V245L237 243V239H236V241H234V239H233L234 242L231 241V244L229 243V246H230L236 242L232 246V248L233 247L235 248V250L232 251V256L230 255L231 254V251H230L231 246H230V249H226L225 247H223L226 245H222L221 246L222 248L219 247L220 251H217V252H219L220 254L222 253V255L224 254L225 255V256L223 255L224 258L227 256L228 257L231 256V257H229V259H231V261L233 260L231 262V264H262V262L264 261V253H263V251L258 252V249H260V246L258 247V244H259L258 241L259 240H257V241L255 240L256 242H258V244H256L257 248H255L256 246L251 247V246H253V245H251V243H256V242H253L254 240L252 239V237L253 238L255 237V236H253L254 232L252 233V237L250 235L251 234ZM220 233L219 234L222 236L223 235L222 231ZM240 233L238 232V235ZM142 235H143V233H142ZM221 236H220V238H221ZM169 237H170V239H169ZM257 237L259 238V233H258V236H256L254 239H256ZM145 240H147V239L145 238ZM239 240L241 241V239H239ZM225 243L227 244V242H225ZM222 244H224V243H222ZM247 244H246V246H247ZM213 247H216V246L213 245ZM213 247H212V249H213ZM226 247H228V245ZM242 247H243V243H242ZM217 248H218V246H217ZM204 249H202L201 251L202 252L205 251L206 253H207V251H209L208 253L210 254V257H211V255L214 256V254H212L213 250L211 248H210L211 250L209 248H208L209 250H207V248H204ZM167 250L170 252H168ZM197 250H199V249H197ZM166 251H167V253H166ZM229 251H230V254H229ZM195 252H197V251L195 250ZM202 252H200L201 256L199 254V257L201 258V260L199 259V261H202V257H203V260L205 259V257H207V258L209 257V256H207L208 253L205 256V252H203L204 256H202L203 255ZM217 252L215 253V257H211L212 259L209 257L210 261L217 258L216 254H219ZM174 253H173V255H174ZM196 254L197 253H195V256H196ZM195 256H193L192 258H194ZM197 257L198 256H196L195 258H197ZM207 258L205 259L206 261L209 259V258L208 259ZM224 258H222V260H220V258H219V261H216V260H218V259H216V260H214V262L211 261V263L213 262L215 264V261H216L217 264H224V263L226 264L227 262H225L226 260H224ZM187 259H188V257H187ZM229 259H228V261H229ZM184 260H185V258H184ZM193 260L191 263L190 262L189 263L193 264ZM221 261H223L224 263H222ZM234 261H236V262H234ZM204 262H203V264L207 263V262H205V263ZM209 262L207 264H211ZM196 264H198V263H196ZM200 264H202V263H200Z\"/></svg>",
    "mask_w": 264,
    "mask_h": 264
}]
</instances>
